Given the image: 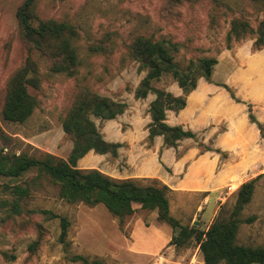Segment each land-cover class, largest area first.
Segmentation results:
<instances>
[{
    "label": "rangeland",
    "instance_id": "1",
    "mask_svg": "<svg viewBox=\"0 0 264 264\" xmlns=\"http://www.w3.org/2000/svg\"><path fill=\"white\" fill-rule=\"evenodd\" d=\"M23 1L0 0V147L17 153L48 152L67 158L73 141L63 130L62 120L79 87L88 86L102 95L128 103L127 110L115 119L96 118L104 137L123 142L124 146L117 157L90 152L86 166H79L96 167L115 177L129 175L151 183L155 177L149 176L150 167L163 162L160 151L164 152L165 147L160 136L152 144L148 139L149 105L155 95L135 97L146 71L139 68L129 44L142 34L156 40L166 38L180 42L182 46L176 61L181 66H186L193 58L212 55L218 59L212 81H199L189 108L180 114L168 113L169 123L198 127L202 123L198 118L206 114V124L197 131L198 137L182 140L172 151L178 158L191 148H198L201 153L212 151L220 156V168L227 164V170L233 174L229 184L235 191L225 201L219 199L222 189L213 194V203L218 209L224 205L231 210L239 186L264 173V137L249 117L251 106L257 119L264 123V47L256 49L251 36L233 41L231 47L227 44L232 18L244 16L256 24L258 19L264 18L263 4L252 0H39L40 17L68 20L80 29L75 42L80 65L74 76L53 72L49 59L36 52L33 57L39 64L41 85L30 90L38 96L39 106L27 121L15 123L3 118L2 109L8 80L25 62L29 52L17 17ZM92 45L101 49H92ZM156 86L175 94L182 93L170 75L164 76ZM234 125L242 127V143L231 149L223 148L219 138ZM205 146L214 150H206ZM217 148L220 151H216ZM26 181L34 182L30 194L20 200V208L16 210L14 201L18 196L5 186L18 183L26 186ZM256 188L254 199L245 207L244 218H256L259 212L264 219V174L258 178ZM169 196L181 222L195 224L192 211L202 204L204 195ZM43 209L69 217L67 244L59 238L60 218L46 216ZM156 215L157 211L138 208L120 223L102 203L91 206L61 198L59 187L47 178L38 177L35 170L19 179L0 175V264H83L71 260L74 254L99 259L104 264H203V254L196 242L188 248L173 245V252L167 247L160 251L162 241L159 240L151 249L156 256L142 259L131 254L133 239L129 222L141 219L150 224ZM198 219V226L206 229L209 221L203 212ZM253 224L241 225L240 242L264 244V235L260 236ZM38 239L39 244L34 245Z\"/></svg>",
    "mask_w": 264,
    "mask_h": 264
},
{
    "label": "trees",
    "instance_id": "2",
    "mask_svg": "<svg viewBox=\"0 0 264 264\" xmlns=\"http://www.w3.org/2000/svg\"><path fill=\"white\" fill-rule=\"evenodd\" d=\"M264 5V0H252ZM39 0H24L19 6L17 17L20 23L21 37L28 46L25 62L8 80L7 94L2 109L5 120L24 123L39 106V98L30 87L39 88L41 74L38 62L33 55L41 52L50 61L53 72H62L74 76L78 72L80 56L76 40L80 29L68 20L42 18L37 12ZM251 36L254 47H264V18L253 24L244 16H235L227 33V44ZM97 49L98 45H95ZM181 43L172 39L156 40L153 37L139 34L129 44V51L139 63V68L146 71L135 90V97L142 99L154 94L150 102L151 121L148 124V139L154 143L156 137L163 138L166 148L178 147L187 138L198 137L197 132L182 124L168 122V112L179 113L188 103L189 95L197 89L201 79L212 81L216 56L193 58L186 66L176 61V54L181 50ZM101 49V47H99ZM170 75L182 89L175 94L166 88L157 87L164 76ZM228 87L226 84H222ZM240 101V99H237ZM128 103L102 95L88 86H81L75 99L68 107L62 120L65 133L73 141L67 158L48 152L29 154L26 151L17 153L0 147V175L11 178H22L26 173L35 170L40 178H47L59 187V195L68 202H83L91 206L104 204L112 214L123 223L126 217L133 215L138 208L157 211L158 221L166 222L175 230L171 245L176 248H188L194 242L199 245L205 264H264V244H246L239 240V231L243 223H251L254 217H243V212L254 196L256 182L261 176L248 179L237 190V198L231 210L221 206L214 220L206 228L192 224L185 225L171 212V187L162 180L153 178L151 183H144L138 177L120 178L109 175L96 167H80L79 160L93 151L98 154L110 153L117 157L123 142L107 140L101 132L96 118L101 121L111 120L123 114ZM250 120L257 124L264 137V123L259 121L249 107ZM206 150H214L205 146ZM220 151L219 148L215 149ZM160 151V157H161ZM34 179H36L34 177ZM34 181H26L5 187L17 195L14 208H20V200L30 194ZM136 204L139 207H136ZM42 212L51 218H60V241L67 244V235L71 221L65 215L52 210ZM179 228V230H177ZM39 240L35 244H39ZM5 254H8L4 252ZM14 258V255H11ZM72 261L83 264H104L99 259H90L82 254H74Z\"/></svg>",
    "mask_w": 264,
    "mask_h": 264
},
{
    "label": "crops",
    "instance_id": "3",
    "mask_svg": "<svg viewBox=\"0 0 264 264\" xmlns=\"http://www.w3.org/2000/svg\"><path fill=\"white\" fill-rule=\"evenodd\" d=\"M196 90H194L189 95L187 106L178 114L184 112L189 108L192 102L193 93ZM205 120H207V116L205 113H202L198 118V121L202 122L201 125H199L200 127L203 128L205 126ZM170 123L181 124L180 122ZM185 126L190 127L196 132L202 129L192 124ZM242 133V127L234 125L230 128L229 132L220 136L219 144L223 146V148L229 149L239 146L242 143ZM174 149L175 148L173 147H165V151H162L163 154L161 156L163 162L159 161L157 164L152 165L150 167L149 176L159 178L164 183L168 184L172 189L170 195L187 193L200 195L202 193L204 195L203 199L201 200L202 204H198L197 208L192 211L195 215L193 221H200L198 219V215H200V212L201 214L203 212L204 218L209 221L208 223H206V225L209 226L214 220L217 212L219 211L216 204L213 203V194H215L220 189H222L221 193H224L226 191L224 188L226 185H230L229 179L232 178L233 174L229 173V171L227 170V164H224V166L220 168L221 160L220 156L217 153H214L212 151H206L204 153H201L198 148H191L178 158L174 155V151H172ZM89 154L90 152L79 160V165L86 166L87 163L85 160L90 156ZM127 177L132 176H124V178ZM256 190L254 193V197L256 194ZM234 191L235 189L233 190V192ZM233 192L231 194H233ZM219 196H221V194ZM215 198H218V196ZM170 205L172 214L176 216L171 200ZM157 217L158 213L156 215L155 220L150 222V224L146 223L144 220L141 219L136 220L134 222H129L130 235L133 239V243L131 245L133 253L131 254H133L134 256H137L142 259H148L156 256L157 254L151 251V249L154 247V245H156L157 241L159 240L162 241V244L160 243L162 247L160 251H162L165 247H167V250H171L173 252L175 251L174 247H172L173 245H169L175 232L174 228L172 226L170 229L166 228L164 225L166 222L158 221ZM255 219L256 221L253 224V221ZM251 223L258 231V234H260V236H263L264 229L262 227H264V219L260 216L259 212L257 213L256 218L254 217ZM152 236H157L158 239H153ZM203 264H205L204 260Z\"/></svg>",
    "mask_w": 264,
    "mask_h": 264
},
{
    "label": "built area",
    "instance_id": "4",
    "mask_svg": "<svg viewBox=\"0 0 264 264\" xmlns=\"http://www.w3.org/2000/svg\"><path fill=\"white\" fill-rule=\"evenodd\" d=\"M233 190L234 189H233L232 184L228 185L227 190L224 193H222V195L219 197V199L221 201H225L227 199V197L233 192Z\"/></svg>",
    "mask_w": 264,
    "mask_h": 264
},
{
    "label": "water",
    "instance_id": "5",
    "mask_svg": "<svg viewBox=\"0 0 264 264\" xmlns=\"http://www.w3.org/2000/svg\"><path fill=\"white\" fill-rule=\"evenodd\" d=\"M195 224H196V225H200V221L196 220V221H195Z\"/></svg>",
    "mask_w": 264,
    "mask_h": 264
}]
</instances>
